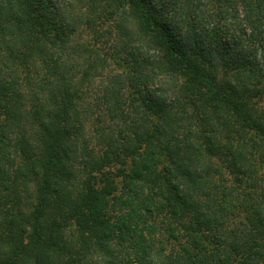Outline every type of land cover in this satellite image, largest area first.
<instances>
[{
	"label": "trees",
	"instance_id": "1",
	"mask_svg": "<svg viewBox=\"0 0 264 264\" xmlns=\"http://www.w3.org/2000/svg\"><path fill=\"white\" fill-rule=\"evenodd\" d=\"M87 9L91 22L120 18L151 82L182 78L147 103L162 121L148 142H169L173 128L178 144L136 153L113 196L121 155L83 137L97 67L65 53L55 0H0V264H264V0ZM122 95L109 81L93 102L125 121Z\"/></svg>",
	"mask_w": 264,
	"mask_h": 264
},
{
	"label": "rangeland",
	"instance_id": "2",
	"mask_svg": "<svg viewBox=\"0 0 264 264\" xmlns=\"http://www.w3.org/2000/svg\"><path fill=\"white\" fill-rule=\"evenodd\" d=\"M55 1L65 15L63 21L68 27L64 29L65 34L69 38L64 45L65 53L71 60L77 62V67L81 65L82 58L86 62H92L97 67L96 69H89L92 79L90 78L85 101L87 103L92 102L94 108L88 113L87 119L84 120L83 137L88 144H91L90 141H92L91 145L95 150L97 148L105 149L108 142L113 141L112 151L117 152L119 156L121 155V160L123 165H125L123 176L121 175L116 179L119 192L113 195L121 197L120 192L123 186L120 185V180L127 181L130 178L137 161L135 158L136 153L138 156L143 154V151L147 148L150 151L153 150L154 146H157V141L163 143V148H166V145L173 146L178 144L177 139L180 136L178 132L175 135L176 131L173 128L170 131L173 138L169 142L161 138L162 136L153 138L148 142L146 135L155 132L154 129H158L162 121L159 116L153 115V110L147 106V103L150 99L148 93L153 89L158 90L154 93L157 96L159 95L166 100L169 99L172 93L168 90V87L173 88L172 86L179 85L182 78L163 79L166 84L162 82L160 86L157 82H151L150 78L146 77L148 75L146 67L134 63V56L129 55L134 46L137 45V42H134V40L132 42L128 41L124 36L121 24L122 26H125V24L120 23L121 20L118 16H112L106 21L96 20L91 22V16L87 9V0ZM104 5L108 10L107 4L104 3ZM127 29L130 32V36L134 35V30L130 25H128ZM82 50H85L86 53L84 52L83 56L78 59V52ZM109 81L116 84L126 101L125 116L127 117L125 121L110 120L105 114L104 108H97L94 104L95 101L93 102V100H96L95 98L99 97L102 88L106 87ZM242 155H244V152ZM157 157L160 164L167 161L172 164L174 160L169 154L168 159H163V153L161 152H158ZM118 167L119 164H116L110 167V171L116 172ZM223 174L226 179H229L228 173L223 171ZM101 257L102 252L96 250L89 255L88 261L95 262Z\"/></svg>",
	"mask_w": 264,
	"mask_h": 264
}]
</instances>
